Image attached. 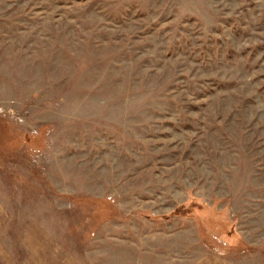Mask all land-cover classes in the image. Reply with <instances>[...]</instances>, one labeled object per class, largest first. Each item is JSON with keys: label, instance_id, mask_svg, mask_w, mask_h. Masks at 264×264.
<instances>
[{"label": "rangeland", "instance_id": "374dc122", "mask_svg": "<svg viewBox=\"0 0 264 264\" xmlns=\"http://www.w3.org/2000/svg\"><path fill=\"white\" fill-rule=\"evenodd\" d=\"M0 264H264V0H0Z\"/></svg>", "mask_w": 264, "mask_h": 264}]
</instances>
